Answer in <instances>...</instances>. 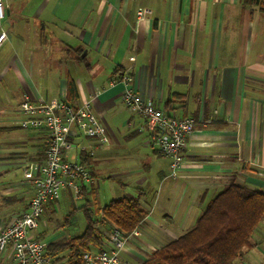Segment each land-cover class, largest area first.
Returning <instances> with one entry per match:
<instances>
[{
	"label": "crops",
	"instance_id": "obj_1",
	"mask_svg": "<svg viewBox=\"0 0 264 264\" xmlns=\"http://www.w3.org/2000/svg\"><path fill=\"white\" fill-rule=\"evenodd\" d=\"M4 3L0 84H4L5 102L0 114H19L21 121L33 116L22 112L24 98L64 101L66 83L72 79L76 105L91 100L113 142L84 157L91 180L80 199L83 204H106L98 201L99 164L116 153L120 139L143 142L142 160L131 166L132 157L124 159L119 172L108 177L134 190L127 195L139 191L140 205L147 211L135 230L137 236H130L120 252L121 264H141L152 251L192 228L207 203L230 183L264 193V60L230 61L237 36L241 51L264 52V12L259 6L243 5L242 0ZM140 8L149 13L137 20ZM253 34L261 37L251 41ZM115 69L130 76L131 86L143 99L169 114L193 119L194 131L183 151L185 165L178 177L168 175L170 160L148 145L151 131L144 119L122 112L124 86L119 74H113ZM19 127L23 133L13 145L21 148L12 155L0 151L2 158H17L15 164L22 169L20 180L10 186L12 194L24 197L23 202L17 201L14 208L15 201L9 203L14 211L10 216L27 206L31 188L23 179L24 168L43 157L47 141L45 128ZM72 141L90 140L78 134ZM70 151L66 159L82 160L75 149ZM58 208L57 203L54 209ZM234 264H264V214Z\"/></svg>",
	"mask_w": 264,
	"mask_h": 264
},
{
	"label": "built area",
	"instance_id": "obj_2",
	"mask_svg": "<svg viewBox=\"0 0 264 264\" xmlns=\"http://www.w3.org/2000/svg\"><path fill=\"white\" fill-rule=\"evenodd\" d=\"M149 9L136 11L137 20H142ZM6 15L4 0H0V20ZM6 39V32L0 30V46ZM128 74H122L121 102L130 112L140 115L151 131L148 145L167 157L169 176L176 178L184 168L183 151L188 138L192 136L195 123L190 117H178L156 107L151 100L143 99L130 84ZM111 80L110 84L114 85ZM22 112L33 116L19 121L21 127L40 128L47 131V141L41 161L25 165L23 179L31 188L27 206L14 213L9 219L0 220V259L7 258L11 264H68L66 260L56 261L47 252L49 240L35 234L38 222L44 212L47 200L54 202L60 193L68 191L75 200L81 199L86 184L91 180L88 165L81 160L66 159V154L75 149L79 157H90L94 150L108 142L104 126L92 109L91 100H83L74 108L63 100L32 102L24 98L20 102ZM80 134L90 141L73 143ZM99 249L81 253V264H121L120 252L130 236L137 232L124 233L112 225Z\"/></svg>",
	"mask_w": 264,
	"mask_h": 264
},
{
	"label": "trees",
	"instance_id": "obj_3",
	"mask_svg": "<svg viewBox=\"0 0 264 264\" xmlns=\"http://www.w3.org/2000/svg\"><path fill=\"white\" fill-rule=\"evenodd\" d=\"M242 3L259 6L264 12L261 0H242ZM113 74H119L121 78L118 69ZM66 87L64 102L74 108L77 99L75 82L69 79ZM81 158L85 163L87 158ZM140 196L137 191L136 195L112 199L102 207L93 202L83 204L80 209L85 218L84 230L79 235L50 240L47 252L56 261L65 259L68 264H81V253L101 248L106 237L105 230L112 225L126 234L139 227L147 215L140 205ZM23 198L22 195H11L5 200L8 204L13 201L21 203ZM263 214V192L230 183L207 203L192 228L152 251L141 264H234L243 247L249 244L250 236ZM69 215L71 211L64 216V224H67Z\"/></svg>",
	"mask_w": 264,
	"mask_h": 264
},
{
	"label": "rangeland",
	"instance_id": "obj_4",
	"mask_svg": "<svg viewBox=\"0 0 264 264\" xmlns=\"http://www.w3.org/2000/svg\"><path fill=\"white\" fill-rule=\"evenodd\" d=\"M225 31H222V37L221 39H225L226 35H224ZM240 34V32H238ZM252 40L260 38L261 36L258 34H253L251 36ZM237 42L234 43L232 46V54L233 59L230 60L232 62H235L234 60H237L235 63L239 62H247L248 59H259L264 60V52L256 51L254 48H250V50H240V40L239 36H237ZM221 45H224V40H222ZM251 45L253 47V44L251 42ZM225 46V45H224ZM222 47L221 53H224ZM243 60V61H242ZM5 92L4 84H0V105L5 102V98L2 97L3 93ZM122 109L124 108L122 105L120 106ZM123 113L130 112L127 108L123 109ZM132 113V112H130ZM135 114V113H134ZM19 116L21 115H8V114H0V151L1 152H8L7 154H11V152H15L19 150L21 147L13 145V142H15L17 137L23 133V130L19 127ZM121 134L120 136H122ZM113 142L109 141L105 145H110ZM118 146L116 148V153L113 155H110L107 157V160L100 163L99 167L101 168L98 178L99 186L97 188L98 191V201L99 204L103 205L107 203L112 198H117L123 195H127V193H133L134 190L130 189V187H124L121 185L119 180L117 179H109V175H114V173H118L122 164L125 162L124 159L131 158V166H136L143 157L142 156V147L143 142H135L133 139L128 138H121L120 142H118ZM148 146V145H146ZM137 150L140 151V153H137ZM135 151H136V158H135ZM71 152V151H70ZM12 155V154H11ZM140 158V159H139ZM17 158L14 157H5L2 158L0 156V220L8 218L13 210H10V204L7 203V200H5V197L13 196L12 194L14 191L13 186H10L11 184L17 182L20 180L22 176V169L21 166L15 164L17 162ZM24 165V164H23ZM126 183H128L126 181ZM10 187V188H9ZM126 188L125 190H123ZM7 189H10V192L8 194ZM63 192V191H62ZM60 193L59 198L57 199V203L59 205L58 209H54V202L51 200H47L44 208V212L41 215L38 227L35 230L36 233H41L40 236H42L44 240H55L57 238L61 237H69L74 235H79L85 227V218L82 210L80 207L83 205V200L80 199H73L68 191L67 194ZM126 193V194H125ZM12 203V202H11ZM18 203L15 201L13 203V207L15 204ZM92 209V208H91ZM10 210V211H9ZM67 217L68 221L67 224L63 223V218L66 214L70 213ZM14 212V211H13ZM64 224V225H63ZM107 233V231L105 230ZM105 241V239H104ZM126 259V258H125ZM128 260V259H126ZM0 264H9V260L7 258L0 259ZM132 264V262H131ZM134 264H138L134 262Z\"/></svg>",
	"mask_w": 264,
	"mask_h": 264
}]
</instances>
